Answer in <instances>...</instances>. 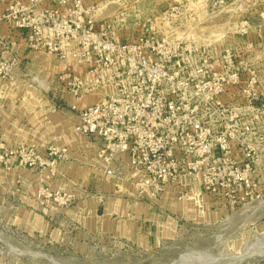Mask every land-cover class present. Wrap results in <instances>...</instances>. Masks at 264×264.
<instances>
[{"label":"built area","instance_id":"1","mask_svg":"<svg viewBox=\"0 0 264 264\" xmlns=\"http://www.w3.org/2000/svg\"><path fill=\"white\" fill-rule=\"evenodd\" d=\"M106 5L0 0V51L6 54L0 59L7 56L11 67L25 69L22 46L25 54L72 61L48 91L56 97L53 107L73 114L75 131L93 148L91 160L87 149L77 160L93 167L104 193L149 206L169 189L179 196L194 189L230 211L258 198L264 76L262 54L243 39L245 27L236 43L216 51L175 37L183 28L176 24L179 10H166L136 36L120 40L117 23L99 17ZM94 92L96 101L78 107V99ZM50 154L72 158L63 147ZM46 160L38 154L26 159L35 166Z\"/></svg>","mask_w":264,"mask_h":264},{"label":"rangeland","instance_id":"2","mask_svg":"<svg viewBox=\"0 0 264 264\" xmlns=\"http://www.w3.org/2000/svg\"><path fill=\"white\" fill-rule=\"evenodd\" d=\"M93 1L107 4L99 17L117 23L120 40L136 36L148 19L166 10H179L176 24L183 28L175 37L216 51L236 43L243 25V39L262 54L258 65L264 76V0ZM7 60L0 59L8 69L0 66V264H264V255L243 252L247 242L264 237V177L258 180V198L231 211L209 208L207 199L192 191L162 195L149 206L147 200L104 193L93 167L77 160L84 158L83 149L91 160L93 148L71 122L66 125L71 131L54 127L68 119L57 113L63 106L48 103L53 87L48 75L61 73L69 62L55 58L53 69L45 67V76L37 77ZM54 92L59 95L58 89ZM79 101L78 107H84ZM43 110L54 112L47 116ZM65 136L81 148L61 145ZM52 147H63L72 158L50 154ZM36 154L46 157L44 165L26 161ZM108 200L116 212L139 205L147 209L146 216L103 222L96 207Z\"/></svg>","mask_w":264,"mask_h":264},{"label":"crops","instance_id":"3","mask_svg":"<svg viewBox=\"0 0 264 264\" xmlns=\"http://www.w3.org/2000/svg\"><path fill=\"white\" fill-rule=\"evenodd\" d=\"M52 56L51 55L44 54L42 52H32V51H28V52H26V59H28V61H27V64H26L25 68L28 67L29 70H31L32 73L35 74V76L38 77L39 75H41V74H43L45 72L44 70L53 69L54 65H56V63H57L55 61V58L56 57L53 56L54 57L53 58ZM68 62H69V64H72V61L71 60L70 61H67V63ZM45 67H47V69ZM73 68H74V70H78V69H76L75 66ZM43 75L45 76V74H43ZM55 75H56V72L55 71H52V73H50L48 75V76H52L51 77V83H53V85H54ZM44 81H46V79ZM38 96L40 97V94H38ZM98 96H99V93L98 92H94L92 94H89V95H86V96L81 97L80 98L81 101H79V102H81V104H83L84 106H86V105L92 103L93 101H95L98 98ZM47 97L50 100L48 101L46 99V101H48V103L51 104V106H52L53 105V100H56V97L53 96V95H51V94L50 95H47ZM78 100H77V102H78ZM53 112L54 111H49V110L48 111L47 110L44 111L43 110V114H45L47 116L48 115L49 116H52V113ZM57 113H59L60 115L61 114H64L63 115L64 118H66L68 120H66V121L64 120V121H61L59 123H56L55 122L54 127L56 128V130H58L59 126H61L60 129H64L65 131H71V127L68 126L69 127L68 128L66 125L67 124L69 125V123L71 122L70 124H71L72 128H74V116H73V114L72 113H65V112H63L61 110H59ZM49 119H50V121H52L51 118H49ZM63 126H65V127H63ZM65 137H67V136H65ZM67 138H68L67 140H65V139L63 140L64 143L61 144V145H65V146L69 147L70 149H74V148H78L79 149V146L80 145L78 144V142L77 143L76 142H73V140H70V137H67ZM66 143H69V144L67 145ZM70 143H71V145H70ZM56 144H58V143H56ZM45 145L46 144H43V145L41 144L40 147L45 146ZM80 148H81V146H80ZM95 178L98 179L97 176H95ZM192 192H193V194H195L194 193L195 191L192 190ZM170 194L171 195H174L175 194L174 189H169L164 194V196L165 195L168 196ZM201 195L204 196L207 199V202L209 204V208L214 209V210H222V208H220V209L218 207L216 208V205L214 204V201L211 198H209L208 196L203 195V194H201ZM113 202H114L113 200H108V201H105L103 204H101L100 206H101V209H102L101 211L102 212H101L100 215H97V211L100 209L99 204L97 205L95 215L98 217V219H100V220L102 219L103 222H113V223H116L118 221L123 220L126 217L129 220H132V217H133L132 214H134V216H135L134 218L136 220H137V218L140 219L142 215H145L146 216V212H147L146 210L147 209L146 208H143V207H141L139 205L126 206L127 209L126 208H122L120 211H117L116 212V211L113 210L114 207L111 206V204ZM224 210H226V209H224ZM114 215H116V216H115V218L112 221H110L109 219H108V221L105 220V219L110 218L111 216H114ZM117 219H119V220H117Z\"/></svg>","mask_w":264,"mask_h":264},{"label":"bare ground","instance_id":"4","mask_svg":"<svg viewBox=\"0 0 264 264\" xmlns=\"http://www.w3.org/2000/svg\"><path fill=\"white\" fill-rule=\"evenodd\" d=\"M63 127H65V126H63ZM243 249H244L243 252H245V254H247V255H249V254H254L253 256L264 255V237H262V236L258 237L254 242H250V243L247 242V244L245 246H243Z\"/></svg>","mask_w":264,"mask_h":264}]
</instances>
